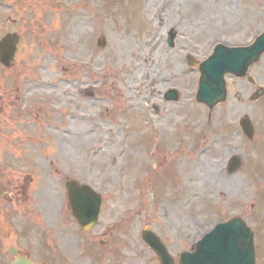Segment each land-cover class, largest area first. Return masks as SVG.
<instances>
[{"label":"rangeland","instance_id":"374dc122","mask_svg":"<svg viewBox=\"0 0 264 264\" xmlns=\"http://www.w3.org/2000/svg\"><path fill=\"white\" fill-rule=\"evenodd\" d=\"M7 31L19 39L11 68L0 66V186L13 198L0 190V264L11 244L44 264H115L132 252L125 264H151L133 250L145 224L177 255L232 216L254 230L264 264V95L249 101L256 87L226 75V99L209 116L185 60L264 33V0H8L0 36ZM249 75L264 89V55ZM169 87L177 102L164 100ZM245 115L251 139L238 123ZM236 154L241 166L229 174ZM67 178L102 194L123 186L104 225L124 219L93 253L74 247L94 231L70 215Z\"/></svg>","mask_w":264,"mask_h":264},{"label":"water","instance_id":"95a60500","mask_svg":"<svg viewBox=\"0 0 264 264\" xmlns=\"http://www.w3.org/2000/svg\"><path fill=\"white\" fill-rule=\"evenodd\" d=\"M174 34H169L168 43L172 45ZM16 34L5 35L0 42V59L8 64L13 57ZM264 51V33L260 34L249 46L229 47L218 44L211 56L200 64L199 89L196 99L209 107L217 101L225 99L224 73L231 72L236 76H243L248 66L255 62ZM170 97L174 98L173 92ZM247 135L251 134L250 122L245 119L241 122ZM240 159L235 157L231 161L230 170H235ZM69 207L73 215L83 228L89 227L96 220L99 199L86 185H80L75 180H67ZM97 198V200L93 197ZM80 198V200L78 199ZM96 204V205H95ZM95 205V206H94ZM89 211V213H85ZM145 239L155 248L161 262L168 264L170 260L164 246L156 239ZM13 259L9 264H41L19 254L14 247L9 248ZM180 264H254L253 231L247 227L239 217L232 218L224 223L217 224L195 244L194 251L182 252L179 256Z\"/></svg>","mask_w":264,"mask_h":264},{"label":"flooded vegetation","instance_id":"af4514ba","mask_svg":"<svg viewBox=\"0 0 264 264\" xmlns=\"http://www.w3.org/2000/svg\"><path fill=\"white\" fill-rule=\"evenodd\" d=\"M116 188L117 187L112 189L107 194L101 193L100 197H101V202L103 204V208L101 207L102 211L100 212L101 213V215H100L101 221L91 229L94 231L93 234L89 235L88 237H86L84 239H81L82 244H80L79 247L74 245V247L77 248L78 250L93 253L95 250V247L97 245L96 240L98 238H100V244H102L104 242L103 237L109 236V234L112 233L113 230H116L121 225V222L124 219L123 216H119L117 218V220L110 222L108 225H104V219H105V217H107L108 213L111 211L113 204H115L116 202H119L121 197H122V192L120 193L119 190ZM132 203L133 202H131L129 204H125L121 207L122 215H128L126 209ZM126 233L128 234L127 237H129V231L128 230H126ZM120 241H121V238H120ZM126 241H127V239H126ZM123 242H125V241H123ZM119 246H120V243H119ZM133 250L141 253L137 248H133ZM132 255H134V252L130 253V255L125 254L123 257H121L120 253L116 254L115 255V264H119V262H123L122 264H125L127 261V257L128 256L132 257Z\"/></svg>","mask_w":264,"mask_h":264}]
</instances>
